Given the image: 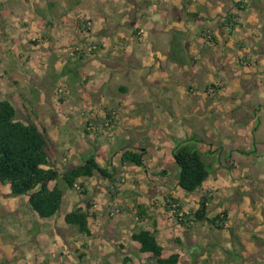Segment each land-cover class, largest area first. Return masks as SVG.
Listing matches in <instances>:
<instances>
[{"label":"rangeland","instance_id":"1","mask_svg":"<svg viewBox=\"0 0 264 264\" xmlns=\"http://www.w3.org/2000/svg\"><path fill=\"white\" fill-rule=\"evenodd\" d=\"M234 1L184 0L192 14H177L178 0H0V100L45 128L59 171L93 157L122 177L113 194L98 173L86 194L59 181L50 217L0 184V264H152L130 238L152 228L179 264H264V0H242L241 11ZM219 10L241 16L229 36L213 26ZM92 40L100 45L84 47ZM211 83L222 87L205 92ZM104 107L117 112L108 127ZM88 119L98 122L84 132ZM185 137L212 165L192 192L176 186L172 150ZM126 149L143 153L142 167L120 163ZM203 189L208 216L228 211L224 228L179 225L164 207L169 192L195 210ZM89 197L90 236L63 221ZM138 204L146 219L134 215Z\"/></svg>","mask_w":264,"mask_h":264},{"label":"trees","instance_id":"2","mask_svg":"<svg viewBox=\"0 0 264 264\" xmlns=\"http://www.w3.org/2000/svg\"><path fill=\"white\" fill-rule=\"evenodd\" d=\"M235 8L239 11L245 9L242 0L234 1ZM189 14L192 12H188ZM241 16L233 11H228L220 27L226 30L227 35L232 34ZM84 26L87 22L84 20ZM137 37L136 30L133 34ZM213 39V36H211ZM90 45L99 46L97 40L87 42L84 47ZM241 46V43H240ZM92 50V49H90ZM77 52V51H76ZM79 57H83L82 52L78 51ZM222 87L221 84L211 83L206 86L205 92L209 89ZM125 90V88H120ZM126 91V90H125ZM15 108L7 99L0 100V184L7 185L10 192L14 195H26L28 204L37 217H50L56 213L62 201L64 188L86 194L84 180L92 177L95 173L109 179L106 188L113 194V189H117L122 177H113V172H118L117 167L110 172L105 167H101L98 162L90 157L84 163L70 166L63 171L56 169L50 161L52 157L49 150V137L44 127L30 121L16 119ZM90 122L97 123L96 120L88 119L84 122L83 129L87 132ZM100 123L109 125L114 124L113 110L104 107V115L99 120ZM194 141V142H192ZM190 137L180 139L174 146L172 154L178 170L176 186L184 191L192 192L202 189L203 183L210 175L212 165L205 162L201 151L197 147V141ZM215 150H209L214 152ZM142 152L126 149L120 153V163H132L136 166H143ZM233 168V164L227 165ZM162 173L165 171L162 170ZM62 181L64 188L60 185ZM79 182V186L76 184ZM50 182H53L50 185ZM77 185V186H76ZM164 207L171 211V215L179 225H190L191 222H206L215 228L222 229L228 218V211L222 209L213 216H208L209 203L212 200L207 189L200 192L198 205L195 210L183 211L182 204L171 193L167 192L164 196ZM95 200L92 197L84 198L83 205L75 207L63 216V221L67 224L75 225L78 231L88 236L92 234L90 222L96 218V211L93 208ZM147 209V207H146ZM132 211L138 219H146V210L137 205V209ZM132 241L138 244V251L146 255V260L152 264H179L180 254L177 251L164 253V248L160 244L156 229H139L130 235ZM84 254V253H83ZM80 254L81 256L83 255ZM126 260V258H124Z\"/></svg>","mask_w":264,"mask_h":264},{"label":"crops","instance_id":"3","mask_svg":"<svg viewBox=\"0 0 264 264\" xmlns=\"http://www.w3.org/2000/svg\"><path fill=\"white\" fill-rule=\"evenodd\" d=\"M178 1H180V2H176V0H175V2L177 3V5L175 6V8H176V12H177V14L180 12V11H182V10H184L185 12H188V10L191 8V4L190 5H187V4H185V3H183V1L184 0H178ZM231 11V10H230ZM233 11V10H232ZM191 12V11H190ZM206 13L208 14L209 13V11L206 9ZM220 10L219 11H217V14H218V16H216L215 15V18L214 19H216L217 17V20H213V26H214V24H215V22H217L216 24H217V27H219V28H217V31L219 32V29H220V34H223L224 35V33L226 32V30L225 29H222L219 25H220V22H221V20H223L224 18V16L226 15V13H225V15L224 16H221L220 14ZM201 17H202V15H201ZM240 20V19H239ZM239 25H240V21H239ZM238 26V25H237ZM236 26V27H237ZM236 29V28H235ZM234 29V30H235ZM134 30H136V33L137 34H141V31L139 30V29H133L132 30V34H133V31ZM217 31H216V33H217ZM248 32L247 31H244L243 32V34H247ZM89 103H92V101H89ZM85 105H87L86 103H85ZM89 107H91V106H89L88 105V107L87 108H89ZM112 110H113V108H112ZM113 116H114V118L115 119H117V112H115L114 110H113ZM101 118V117H100ZM115 119H114V121H115ZM85 120V119H84ZM91 121V120H90ZM90 124H92V122H90ZM165 191H168V190H165Z\"/></svg>","mask_w":264,"mask_h":264},{"label":"clouds","instance_id":"4","mask_svg":"<svg viewBox=\"0 0 264 264\" xmlns=\"http://www.w3.org/2000/svg\"><path fill=\"white\" fill-rule=\"evenodd\" d=\"M89 48L91 49V47H89ZM89 48H88V49H89ZM90 49H89V50H90Z\"/></svg>","mask_w":264,"mask_h":264},{"label":"built area","instance_id":"5","mask_svg":"<svg viewBox=\"0 0 264 264\" xmlns=\"http://www.w3.org/2000/svg\"><path fill=\"white\" fill-rule=\"evenodd\" d=\"M90 49V48H89Z\"/></svg>","mask_w":264,"mask_h":264}]
</instances>
